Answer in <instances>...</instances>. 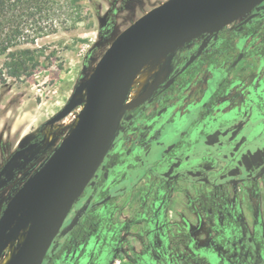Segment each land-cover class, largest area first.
<instances>
[{
  "label": "rangeland",
  "instance_id": "obj_1",
  "mask_svg": "<svg viewBox=\"0 0 264 264\" xmlns=\"http://www.w3.org/2000/svg\"><path fill=\"white\" fill-rule=\"evenodd\" d=\"M164 1L76 0L75 15L66 16L71 21L60 25L58 33L26 46L39 50L36 54L41 63L32 76L8 85L0 84V169L30 136L49 132L45 143L55 138L58 144L63 139L78 120L85 102L84 93L65 119L55 125L50 119L89 78L115 37ZM240 20L229 27L234 28ZM263 36L264 24L259 38L251 35L235 39L228 49L217 54L213 65L201 66L183 92L182 107L186 111L188 107L189 111L172 115L180 129L205 101H209L210 115L218 116L223 124L237 120L244 109L264 114ZM196 44L191 41L158 62L152 60L143 67L144 74L149 81L159 76L165 80ZM241 51L246 52V60L230 65ZM3 62L1 59L0 65ZM262 124L264 128V120ZM258 131L253 128L248 135L252 137ZM171 133L172 128L167 126L162 138H168ZM54 146L55 142L42 143L14 163L0 185V216L10 198L52 153ZM168 163L145 162L147 168L125 164L124 168L110 172V180H115L121 193L116 196L115 192L113 202L92 213L91 219L97 221L96 229L90 227L89 239L66 252L64 258H70L69 264H224L226 256L236 260L240 255H264V228L254 224L257 217L263 219L262 213L254 214L258 201L264 205L263 179L258 183H220L211 187L187 177L181 180L166 177ZM77 208L60 232L61 247L70 226L80 220L81 210ZM241 216L247 232L238 225ZM248 237L252 241L247 244ZM116 255L118 258L111 263Z\"/></svg>",
  "mask_w": 264,
  "mask_h": 264
},
{
  "label": "flooded vegetation",
  "instance_id": "obj_2",
  "mask_svg": "<svg viewBox=\"0 0 264 264\" xmlns=\"http://www.w3.org/2000/svg\"><path fill=\"white\" fill-rule=\"evenodd\" d=\"M239 19H241L240 22L234 28L229 27L230 23L218 32L203 34L182 45L186 46L191 41L197 42L189 53L181 57L180 66L174 69L165 80L160 81L149 96V99L147 98L140 106L124 112L107 154L82 194L72 205L41 264H69L70 258L65 257L68 260H64L66 252L77 244L82 245L83 242L89 239L91 228L94 227L93 229H96L97 221L91 219L92 213L96 209H103L107 204L113 202L116 199L115 192L116 196L121 193L120 188L116 187L115 180H110V172L117 168H124L125 164L126 166L141 165L144 167L145 162H169L168 170L165 172L166 177L173 180H181L187 177L211 187H215L220 183H258L259 180H264V128L262 124L264 114L259 110L257 114L255 110L244 109L237 120L230 124H223V120L218 116L210 115L209 101H205L197 108L199 109L198 112L192 114L191 120L187 124H182L181 129L179 128L181 125L179 126L176 121L172 120L173 114L180 112L184 115L189 111L188 107L187 111L185 110L186 108L182 107V100L185 101L183 92L198 75L202 69L201 66L205 64L213 65L217 61V54L222 50L228 49L235 39H243L251 35H256L259 38L261 25L264 24V1ZM261 38L264 42V36ZM245 53V51H241L236 55L234 54L235 58L230 65L235 66L246 60ZM255 113L257 116H255ZM56 123L52 124L55 125ZM167 126L172 128V133L168 138L163 139L162 133ZM253 128H257L260 131L250 137L248 134ZM48 133L30 136V139L17 147L16 150L30 144H34L35 149L42 143L46 145L55 142L52 153L42 161V163L46 162L55 153L67 135L58 144L55 138L53 141L45 143ZM38 135L43 137L40 144H36L34 140ZM225 148L229 149L225 151ZM196 149L198 152L194 151ZM23 157H19L11 163L9 169L2 176L0 185L8 177L14 163L21 161ZM194 162H200L198 163L200 165H196ZM145 167L147 168V166ZM120 180L121 178L119 177L118 181ZM259 192L261 195V190ZM254 199L255 202L258 201L257 197ZM78 206L77 210H81L80 220L70 226L69 231L64 235L65 242L61 247L58 241L60 232L67 219ZM261 213L263 219L257 217V221L254 220V224L260 226L258 228H264V205L258 201L254 206V214L260 216ZM238 225H240L243 232H247L248 228L242 216ZM74 233H78V236L76 237ZM251 241V238L248 237L247 244ZM233 245L235 247L238 246L235 243ZM116 256L111 259V263L118 258ZM236 258L234 260V258L226 256L223 263L264 264V255L247 254ZM60 259L63 260L60 261Z\"/></svg>",
  "mask_w": 264,
  "mask_h": 264
},
{
  "label": "water",
  "instance_id": "obj_3",
  "mask_svg": "<svg viewBox=\"0 0 264 264\" xmlns=\"http://www.w3.org/2000/svg\"><path fill=\"white\" fill-rule=\"evenodd\" d=\"M263 1L166 0L121 31L97 62L90 78L50 119L55 123L67 117L78 91L84 92V108L74 128L4 208L0 216V258L14 238L28 227L10 264L42 263L72 205L94 176L116 134L122 108L105 119L108 107L142 66L169 55L196 37L218 32ZM34 147L30 144L16 150L1 169L0 181L11 163Z\"/></svg>",
  "mask_w": 264,
  "mask_h": 264
},
{
  "label": "trees",
  "instance_id": "obj_4",
  "mask_svg": "<svg viewBox=\"0 0 264 264\" xmlns=\"http://www.w3.org/2000/svg\"><path fill=\"white\" fill-rule=\"evenodd\" d=\"M75 3L76 0H0V60L4 59L0 84L20 82L34 74L41 63L36 54L39 50L26 46L58 33L60 25L75 15ZM61 17L65 18L60 20ZM42 139L38 135L34 140L40 144Z\"/></svg>",
  "mask_w": 264,
  "mask_h": 264
},
{
  "label": "bare ground",
  "instance_id": "obj_5",
  "mask_svg": "<svg viewBox=\"0 0 264 264\" xmlns=\"http://www.w3.org/2000/svg\"><path fill=\"white\" fill-rule=\"evenodd\" d=\"M211 0H192V3H207ZM155 62H158L161 60L160 58L154 59ZM152 61V60H151ZM150 61V62H151ZM147 62L146 64H148ZM154 63V62H153ZM145 64V65H146ZM144 65V66H145ZM142 66L131 78V80L128 82V84L125 86L122 93L110 104L108 107L106 113H105V119H109L113 116L114 112L121 107V112L118 117L120 119L124 112L127 109H133L138 106H140L147 98L149 99V96L152 94V92L155 90L157 85L160 83L161 77H157L153 81H149L146 75L144 74V71L142 70ZM134 84H138L134 90ZM83 91H78L75 98L73 99V104H77V102L82 98ZM83 108V107H82ZM78 120L74 122L71 129L74 128ZM70 122V121H69ZM71 129L67 133V135L70 133ZM66 135V136H67ZM28 227H26L24 230H26ZM25 238V232L19 233L14 240L7 246L5 249L3 255L0 258V264H10L12 259L14 258V255L17 251L18 246L24 241Z\"/></svg>",
  "mask_w": 264,
  "mask_h": 264
}]
</instances>
